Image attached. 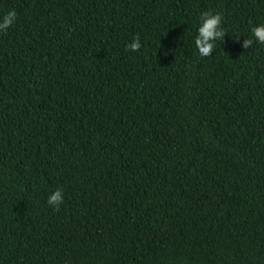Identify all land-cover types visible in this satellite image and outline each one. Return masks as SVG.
I'll return each mask as SVG.
<instances>
[{
  "label": "trees",
  "instance_id": "trees-1",
  "mask_svg": "<svg viewBox=\"0 0 264 264\" xmlns=\"http://www.w3.org/2000/svg\"><path fill=\"white\" fill-rule=\"evenodd\" d=\"M9 9L0 264H264V44L242 47L264 0H0ZM202 13L225 34L208 56Z\"/></svg>",
  "mask_w": 264,
  "mask_h": 264
},
{
  "label": "clouds",
  "instance_id": "clouds-1",
  "mask_svg": "<svg viewBox=\"0 0 264 264\" xmlns=\"http://www.w3.org/2000/svg\"><path fill=\"white\" fill-rule=\"evenodd\" d=\"M16 11L9 9L0 16V30H6L12 26L16 20ZM221 15L219 13H202L194 38L195 47L200 56H208L214 47V42L220 40L225 35L220 27ZM251 35L243 41L242 47L250 48L253 43L264 44V23L253 26ZM141 47L139 36L134 37L126 44V49L137 51ZM63 190L57 188L50 191L46 197V204L56 210L63 203Z\"/></svg>",
  "mask_w": 264,
  "mask_h": 264
}]
</instances>
